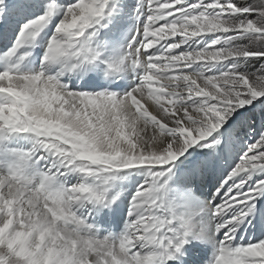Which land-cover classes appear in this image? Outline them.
<instances>
[{
    "label": "snow or ice",
    "instance_id": "1",
    "mask_svg": "<svg viewBox=\"0 0 264 264\" xmlns=\"http://www.w3.org/2000/svg\"><path fill=\"white\" fill-rule=\"evenodd\" d=\"M0 264H264V0H0Z\"/></svg>",
    "mask_w": 264,
    "mask_h": 264
}]
</instances>
